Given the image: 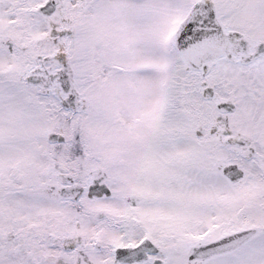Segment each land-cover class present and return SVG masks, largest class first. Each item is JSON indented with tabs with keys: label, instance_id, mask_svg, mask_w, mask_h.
Here are the masks:
<instances>
[{
	"label": "snow or ice",
	"instance_id": "obj_1",
	"mask_svg": "<svg viewBox=\"0 0 264 264\" xmlns=\"http://www.w3.org/2000/svg\"><path fill=\"white\" fill-rule=\"evenodd\" d=\"M0 264H264V0H0Z\"/></svg>",
	"mask_w": 264,
	"mask_h": 264
}]
</instances>
